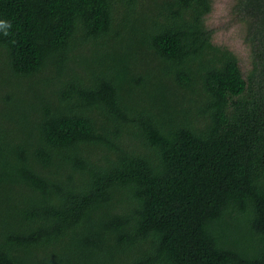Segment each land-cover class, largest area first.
I'll return each instance as SVG.
<instances>
[{"label":"trees","instance_id":"1","mask_svg":"<svg viewBox=\"0 0 264 264\" xmlns=\"http://www.w3.org/2000/svg\"><path fill=\"white\" fill-rule=\"evenodd\" d=\"M0 20V264H264V0Z\"/></svg>","mask_w":264,"mask_h":264},{"label":"rangeland","instance_id":"2","mask_svg":"<svg viewBox=\"0 0 264 264\" xmlns=\"http://www.w3.org/2000/svg\"><path fill=\"white\" fill-rule=\"evenodd\" d=\"M228 1H229V0H215V3H216V5H217L219 8H221V7H224ZM217 15H219V10H218L217 8H215L214 11H213L212 19H211V22H212V23H214V19L216 18ZM227 37H228L227 34H220V35L218 36V38H219L220 40L226 39ZM238 41H239V40H238ZM230 46H232L233 48L237 49L238 51H241V50L244 48V46H243V44H241V42H237V41H235V40L230 41ZM242 53L244 54V56H242V57H243L244 59H246V58H247V54H248L247 49L244 50V51H242ZM243 58H242V59H243Z\"/></svg>","mask_w":264,"mask_h":264},{"label":"clouds","instance_id":"3","mask_svg":"<svg viewBox=\"0 0 264 264\" xmlns=\"http://www.w3.org/2000/svg\"><path fill=\"white\" fill-rule=\"evenodd\" d=\"M12 28V24L10 21L0 20V34L4 36L10 35V29Z\"/></svg>","mask_w":264,"mask_h":264}]
</instances>
